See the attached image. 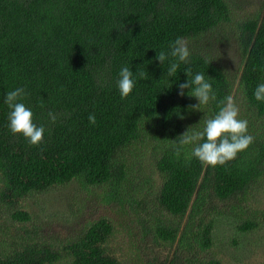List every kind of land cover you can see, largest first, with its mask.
<instances>
[{"label": "trees", "instance_id": "trees-1", "mask_svg": "<svg viewBox=\"0 0 264 264\" xmlns=\"http://www.w3.org/2000/svg\"><path fill=\"white\" fill-rule=\"evenodd\" d=\"M227 23L242 63L236 94L244 111L237 118L247 120L253 143L213 168L192 156L195 145L177 156L178 137L203 131L220 102L234 98L233 83L197 51L189 50L173 77L167 72L174 58L161 65L156 55H167L177 38L196 41ZM123 66L135 81L125 99L117 87ZM197 73L216 95L199 109L190 89L178 94V85ZM262 83L264 17L233 21L227 0H0V235L9 210L14 222L31 220L20 207L29 195L77 182L85 190L103 187L112 213L131 211L130 240L137 228L143 247L167 248L158 264H223L210 255L217 218L243 216L240 233L264 222L263 211L245 208L264 179V101L253 95ZM16 88L25 89L21 102L33 123L45 128L37 146L9 131L4 100ZM152 168L159 178L153 199ZM114 230V221L101 217L58 246L36 230L0 237V264H130L110 246ZM141 262L151 264L138 256L131 264Z\"/></svg>", "mask_w": 264, "mask_h": 264}, {"label": "rangeland", "instance_id": "rangeland-1", "mask_svg": "<svg viewBox=\"0 0 264 264\" xmlns=\"http://www.w3.org/2000/svg\"><path fill=\"white\" fill-rule=\"evenodd\" d=\"M227 1L230 3L233 21H241L257 14L260 19L264 17V0ZM232 28L233 23H227L220 30L211 31L199 40L188 41L187 46L188 50L199 52L225 72L233 83V99L239 109V116L244 111L242 100L236 94L242 63ZM151 179L154 182V188L150 192L153 199L159 185L158 175L153 168ZM133 183H137V180ZM247 201L245 208L264 212V179L251 188ZM20 207L29 213L31 220L26 223L14 222L10 218V210L5 212L6 226L3 235H0L1 239H11L12 236L21 235L27 230L29 232L36 230L40 237L58 246L79 235L87 224L107 217L114 221L115 227L110 246L115 250L119 248L121 260L131 264L136 262L138 256L144 262L158 264L155 259L162 260L164 254L161 250H167L157 246H153L152 249L143 247V244L138 243L137 228L131 239L138 245L132 247L128 233L133 227L131 211L128 217L112 213V204L106 202L103 187L85 190L80 188L77 182H73L45 193L29 195ZM241 217L243 216L238 213L225 212L217 218L210 255L223 264H264V222L253 232L240 233L236 226L240 223Z\"/></svg>", "mask_w": 264, "mask_h": 264}, {"label": "clouds", "instance_id": "clouds-1", "mask_svg": "<svg viewBox=\"0 0 264 264\" xmlns=\"http://www.w3.org/2000/svg\"><path fill=\"white\" fill-rule=\"evenodd\" d=\"M169 55L174 58V62L171 63L167 75L173 77L177 74L179 64L187 63L190 56L187 41L177 38L170 45V52L166 55L164 51H161L156 55V60L162 65ZM184 73L186 76L192 75L190 68L186 69ZM139 75L141 78L145 77L143 72ZM134 86L133 72L130 67L123 66L117 81L121 99L127 98ZM178 88L180 96L185 94V89L191 90L187 92V95L197 99L198 103L194 106L195 109L207 105L210 100H216L211 83L205 79L203 73L195 74L191 80L187 79L185 83L179 84ZM253 95L256 101H264V83L256 87ZM25 97L24 88H16L6 94L4 103L10 110L8 128L13 136H22L30 146H37L43 141L45 128L43 125L37 126L33 123L32 111L21 102ZM238 114L239 109L233 97L231 95L225 97L220 102L219 111L214 118L205 121L203 131L190 133L187 130L178 137L179 144L176 148V155L179 156L185 146L195 145L192 149V156L204 166L214 168L235 159L239 152L246 150L253 143V137L247 134V120L238 119ZM48 117L51 123H55L57 120V115L52 112L48 113ZM88 120L90 124H95V115L90 114Z\"/></svg>", "mask_w": 264, "mask_h": 264}]
</instances>
